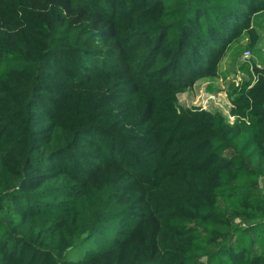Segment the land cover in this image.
I'll use <instances>...</instances> for the list:
<instances>
[{"label": "trees", "instance_id": "obj_1", "mask_svg": "<svg viewBox=\"0 0 264 264\" xmlns=\"http://www.w3.org/2000/svg\"><path fill=\"white\" fill-rule=\"evenodd\" d=\"M263 23L264 0H0V264H264V76L233 123L177 105Z\"/></svg>", "mask_w": 264, "mask_h": 264}, {"label": "rangeland", "instance_id": "obj_2", "mask_svg": "<svg viewBox=\"0 0 264 264\" xmlns=\"http://www.w3.org/2000/svg\"><path fill=\"white\" fill-rule=\"evenodd\" d=\"M255 30L252 39L244 37L240 41L242 51L238 58L232 57L237 53L234 49L217 62L213 68L215 76L200 73L192 78L177 94V105L191 111H216L233 123L232 112L245 102L247 90L255 85L258 77L264 76V23ZM244 50L250 52L248 59L242 58ZM241 64H246V68H240Z\"/></svg>", "mask_w": 264, "mask_h": 264}, {"label": "built area", "instance_id": "obj_3", "mask_svg": "<svg viewBox=\"0 0 264 264\" xmlns=\"http://www.w3.org/2000/svg\"><path fill=\"white\" fill-rule=\"evenodd\" d=\"M250 55L249 50H244V52L242 53V58L243 59H248Z\"/></svg>", "mask_w": 264, "mask_h": 264}]
</instances>
